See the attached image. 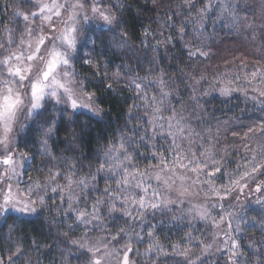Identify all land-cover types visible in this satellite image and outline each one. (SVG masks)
<instances>
[{
    "label": "clouds",
    "instance_id": "9594fccd",
    "mask_svg": "<svg viewBox=\"0 0 264 264\" xmlns=\"http://www.w3.org/2000/svg\"><path fill=\"white\" fill-rule=\"evenodd\" d=\"M0 264H264V0H0Z\"/></svg>",
    "mask_w": 264,
    "mask_h": 264
}]
</instances>
